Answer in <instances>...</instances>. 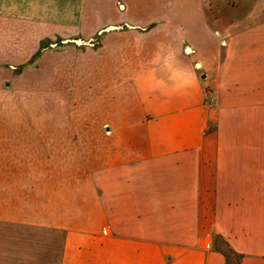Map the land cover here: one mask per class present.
Segmentation results:
<instances>
[{
  "label": "crops",
  "instance_id": "obj_1",
  "mask_svg": "<svg viewBox=\"0 0 264 264\" xmlns=\"http://www.w3.org/2000/svg\"><path fill=\"white\" fill-rule=\"evenodd\" d=\"M36 2L0 0V26L43 19ZM153 2L88 12L116 18L118 81L145 116L116 126L113 163L91 166L76 145L80 169L34 184L33 213L47 204L64 230L62 264H230L228 247L237 264H264V17L217 30L200 0L189 13Z\"/></svg>",
  "mask_w": 264,
  "mask_h": 264
},
{
  "label": "rangeland",
  "instance_id": "obj_2",
  "mask_svg": "<svg viewBox=\"0 0 264 264\" xmlns=\"http://www.w3.org/2000/svg\"><path fill=\"white\" fill-rule=\"evenodd\" d=\"M20 1L26 9L34 0ZM36 1L30 7L40 8L43 19L11 17L0 26V264H62L65 232L51 227L47 204L33 213V185L44 183L47 191L42 180L48 173L80 169V142L91 166L102 158L113 163L116 126L142 124L145 116L142 102L119 84L116 32L103 31L115 27L116 18L89 17L98 3L106 13L116 12V0ZM153 1L154 12H191V0ZM200 3L206 25L217 30L248 27L264 17V0ZM125 136L135 139L134 133Z\"/></svg>",
  "mask_w": 264,
  "mask_h": 264
},
{
  "label": "water",
  "instance_id": "obj_3",
  "mask_svg": "<svg viewBox=\"0 0 264 264\" xmlns=\"http://www.w3.org/2000/svg\"><path fill=\"white\" fill-rule=\"evenodd\" d=\"M112 30H116V26L115 27H113V26H110V27H107L105 30H104V32H110V31H112ZM83 40H81V41H77L76 43H81ZM67 41H64L63 42V44L64 43H66ZM83 43V42H82ZM89 44V43H88ZM92 43H90V45H91Z\"/></svg>",
  "mask_w": 264,
  "mask_h": 264
},
{
  "label": "trees",
  "instance_id": "obj_4",
  "mask_svg": "<svg viewBox=\"0 0 264 264\" xmlns=\"http://www.w3.org/2000/svg\"><path fill=\"white\" fill-rule=\"evenodd\" d=\"M226 245V244H225ZM228 247V246H227ZM230 252V253H233V251L228 247V250H226V252Z\"/></svg>",
  "mask_w": 264,
  "mask_h": 264
},
{
  "label": "built area",
  "instance_id": "obj_5",
  "mask_svg": "<svg viewBox=\"0 0 264 264\" xmlns=\"http://www.w3.org/2000/svg\"><path fill=\"white\" fill-rule=\"evenodd\" d=\"M208 97H209V94H208Z\"/></svg>",
  "mask_w": 264,
  "mask_h": 264
}]
</instances>
